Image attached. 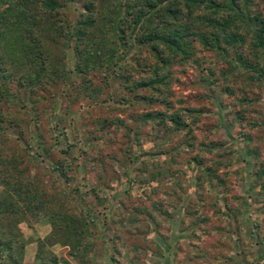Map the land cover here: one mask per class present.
Wrapping results in <instances>:
<instances>
[{
  "label": "rangeland",
  "instance_id": "obj_1",
  "mask_svg": "<svg viewBox=\"0 0 264 264\" xmlns=\"http://www.w3.org/2000/svg\"><path fill=\"white\" fill-rule=\"evenodd\" d=\"M55 1L61 7L48 13L39 0L27 2L40 19L31 36L38 54L21 48L9 60L0 51V154L19 157L21 182L53 195L48 212L26 213L17 225L24 245L33 244L27 255L39 241L54 258L50 264H79L55 217L59 209L85 216L89 191L102 181L106 205L123 206L107 218L111 228L122 225L123 247L118 254L115 241L108 246L112 234L101 230V215L81 240L91 254L86 264H264L257 199L264 185V84L250 79L264 52L251 51L250 36L237 25L245 66L232 51L217 54L189 38L185 59L176 55L165 67L137 44L139 30L126 28L124 0ZM135 1L141 2L129 4ZM247 12L264 22V0H251ZM86 17L91 24L76 38L73 28ZM85 65L78 75L76 66ZM155 68L164 86L129 90ZM170 114L184 127L173 129ZM57 163L71 175L68 182ZM4 189L0 184V200Z\"/></svg>",
  "mask_w": 264,
  "mask_h": 264
},
{
  "label": "trees",
  "instance_id": "obj_2",
  "mask_svg": "<svg viewBox=\"0 0 264 264\" xmlns=\"http://www.w3.org/2000/svg\"><path fill=\"white\" fill-rule=\"evenodd\" d=\"M31 1L34 2V0ZM129 1L131 0H124L123 4L126 28L132 32L136 30V33L139 30L137 44L141 47L147 46L153 58L162 66L167 67L176 55H181L182 60L185 59L190 46L187 42L189 38H193L203 48L211 49L217 54L227 55L228 51H232L236 61L244 65L240 50L245 43V37L237 32V25H242L245 34L250 36L248 38L251 41V51L259 49L264 52V22L258 16L250 15L247 12L251 0H141V2L135 1L134 6L130 5ZM27 2L28 0H0V7H2L0 9V51L6 54L9 60L13 58V53L21 48L35 49L34 52H36L31 36L40 19L36 18L37 13L30 12L31 7L28 8ZM39 2L44 13L54 12L61 7L55 0H39ZM119 8L121 7L119 6ZM87 11L89 10L87 9ZM90 21V17H86L80 24L74 26L73 35L79 38L83 34V28L91 24ZM118 22L123 23L124 21L118 20ZM121 32V36H118L117 39L120 47H124L126 43L123 31ZM158 46H163L164 50L171 55L167 58L163 55V50H158ZM36 54L38 53L36 52ZM3 64L0 57V71H2ZM87 67V65L84 68L76 66L77 74L84 73L81 70L85 71ZM151 73V77L130 82L127 86L129 90L132 91L135 88L156 89L154 87L158 89L165 85V77L160 76L156 68L152 69ZM253 75L255 76H252L251 80L264 84V65L261 68H253ZM4 79L7 80V78ZM27 79L29 80V78ZM1 85H3L2 82ZM147 119L152 120V117L147 116ZM167 121L172 124L173 129L184 127L181 119L175 114L168 115ZM187 147L190 148L191 144H188ZM5 157L0 154V179L3 178L0 180V184H3L5 188L0 200V258L5 253V259L9 260V262L4 260L5 264H22L21 258L25 242L17 225L26 213L36 215L40 210L48 212L47 199L52 194L47 196L43 189H40L34 182L35 185L32 184L26 178L21 182L20 175L24 170L22 161L14 155L10 158ZM168 159L171 160V157ZM191 161L201 164V160L196 156ZM72 163L73 160H69V164ZM170 163L168 161L165 166H169ZM54 169L59 171L65 182L71 179V175L65 176L60 163L55 164ZM27 174L30 175L28 171ZM256 178L260 179L258 174H256ZM104 185L102 181H99L96 185L97 188L90 189L88 197L93 204L89 209H86L85 216L66 214L62 209H59L55 217L57 233H60L61 230L67 232L68 245L74 250L73 254L79 264H86V259L91 256L87 244L82 245L81 240L87 239L89 236L87 227H96L101 215L105 216L103 219L100 218L101 230L104 226L112 234L107 238L108 246L112 248L111 242L115 241L113 249L118 254L123 247V239L120 235L122 225L119 224L120 228H111L109 226L111 221L107 219L112 217L115 210L123 211V206L121 203H116L113 207L106 205L107 200L101 192ZM261 191L263 193L257 199L258 203L262 204L264 213V185H261ZM78 194L79 201L82 202L85 199V194L79 192ZM135 211L137 213L144 212L139 209ZM153 213L152 211L151 218L154 216ZM144 214L146 213L144 212ZM155 221V225H159V221ZM104 238L103 236L101 239ZM40 243L36 242V259L48 262L53 260L54 258H51L52 256H49L48 252L46 253L43 248H40ZM131 251H133L134 257L139 256V251L134 244L131 245ZM135 263L137 264V261Z\"/></svg>",
  "mask_w": 264,
  "mask_h": 264
},
{
  "label": "crops",
  "instance_id": "obj_3",
  "mask_svg": "<svg viewBox=\"0 0 264 264\" xmlns=\"http://www.w3.org/2000/svg\"><path fill=\"white\" fill-rule=\"evenodd\" d=\"M33 247V244L32 243H29L27 246L24 247V251H25V254L23 253V260H22V263L24 262V264H50V262L48 261H43V260H40V259H36L35 257V250L31 252V254L27 255V253L30 251V250H27L28 248H32Z\"/></svg>",
  "mask_w": 264,
  "mask_h": 264
}]
</instances>
